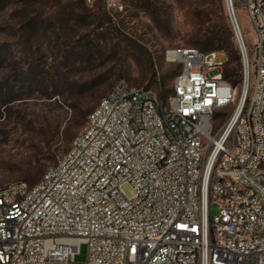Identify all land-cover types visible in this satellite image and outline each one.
<instances>
[{
  "label": "built area",
  "instance_id": "2783aa9c",
  "mask_svg": "<svg viewBox=\"0 0 264 264\" xmlns=\"http://www.w3.org/2000/svg\"><path fill=\"white\" fill-rule=\"evenodd\" d=\"M225 2L239 98L218 50L168 48L179 69L166 100L119 79L38 182L0 185V264H264V0Z\"/></svg>",
  "mask_w": 264,
  "mask_h": 264
},
{
  "label": "rangeland",
  "instance_id": "374dc122",
  "mask_svg": "<svg viewBox=\"0 0 264 264\" xmlns=\"http://www.w3.org/2000/svg\"><path fill=\"white\" fill-rule=\"evenodd\" d=\"M121 1L123 10L113 11L105 0H0V185L38 182L119 79L166 100L179 69L166 59L168 48L217 50H205L216 24L212 0ZM222 6L230 23L225 0ZM237 12L253 72L255 27L244 7ZM234 41L236 53L218 55L239 98L243 61L235 34ZM218 210L212 203L211 214Z\"/></svg>",
  "mask_w": 264,
  "mask_h": 264
},
{
  "label": "trees",
  "instance_id": "16d2710c",
  "mask_svg": "<svg viewBox=\"0 0 264 264\" xmlns=\"http://www.w3.org/2000/svg\"><path fill=\"white\" fill-rule=\"evenodd\" d=\"M212 4L214 7L213 15L216 18V24L211 28H208V33L206 34V41H205L206 43L205 50L214 48L219 51L229 48L233 50L234 53H236L233 30L225 15L222 6V0H212ZM236 58H238V55ZM225 77L229 80L232 77V75L231 73L226 72ZM240 81L241 78L236 79L234 81V84H237ZM55 94L56 93L54 92L51 95H55ZM70 106L72 110H77L79 108L77 103Z\"/></svg>",
  "mask_w": 264,
  "mask_h": 264
}]
</instances>
